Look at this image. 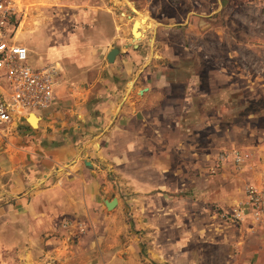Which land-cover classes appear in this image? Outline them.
Here are the masks:
<instances>
[{"label": "crops", "instance_id": "obj_1", "mask_svg": "<svg viewBox=\"0 0 264 264\" xmlns=\"http://www.w3.org/2000/svg\"><path fill=\"white\" fill-rule=\"evenodd\" d=\"M109 16L111 26L125 25ZM98 21L91 17L88 24L94 28ZM152 25L142 30L139 43L122 26V32L100 38L96 33L80 35L77 42L68 41L51 53L60 67L53 104L33 113L36 127L29 121L32 112H23L0 130V253H21L22 264H46L48 257L71 261L80 249L64 242L62 225L66 219L77 223L88 218L94 238L84 251L91 249L94 264H178L176 245L159 241L153 223L138 237L124 222L127 204L134 218L153 216V199L132 192L134 186L145 192L152 185L138 170H155L160 175L157 185L166 190L174 183L167 163L176 149H191L186 139L209 131L211 147L199 149H245L246 127L227 124L221 112L226 101L217 100L209 108L213 102L207 89L200 87V98L193 97L197 74L192 60L172 61L173 46L161 42L159 33L148 40ZM113 49L118 53L111 63ZM179 87V95L173 96V88ZM0 99H7L1 88ZM242 102L236 103L240 109L234 117L245 110ZM262 117L255 115V120ZM252 154L264 160V128L252 129ZM137 161L143 167H133ZM259 171L252 167V183L262 185ZM118 183L121 191L131 189L126 197L116 198L112 212L108 194ZM161 213L173 217V212ZM142 244L148 256L143 261ZM182 264L198 260L185 255ZM252 264H264V226L252 228Z\"/></svg>", "mask_w": 264, "mask_h": 264}, {"label": "rangeland", "instance_id": "obj_2", "mask_svg": "<svg viewBox=\"0 0 264 264\" xmlns=\"http://www.w3.org/2000/svg\"><path fill=\"white\" fill-rule=\"evenodd\" d=\"M8 2L15 13V39L33 51H30L26 65L34 70L49 64L57 65L50 58L51 53L68 41L77 42L80 35L96 33L93 36L100 38V35L114 34V30L122 32L124 26L126 36L129 34L132 37L134 21L142 22V34V30L153 24L148 31V40L159 33L161 42H169L173 46L172 61H176L175 58H185L188 59L187 62L192 60L193 72L197 74V92H193L197 94L193 97L200 98L202 87L203 90L207 89L205 92L213 102L209 108H215L217 100L226 101L227 105L221 112L230 122L227 124L230 127L233 124L246 127L242 134L245 149H199L200 146L211 147L210 139L206 138L209 131L197 137L192 133L196 139L192 137L185 140L192 144L191 149H176L172 158L169 157L167 165L174 181L171 187L166 190L159 188L156 182L160 175L155 170H138L152 185L145 186V192L134 186L132 192L145 194L148 199H153L150 203L153 216L134 218L133 208L127 204L129 210L125 213L124 222L129 233L136 232L138 237L153 223L151 228L155 229V236H159V241L167 243L170 240L176 245L178 264H182L185 255H195L198 264H252V228L264 226V220H257L252 207L247 205L249 188L264 191V181L262 185L252 183L255 182L252 179L253 166L260 169L259 172L264 176L263 158L252 154V129L264 128V117L255 120L253 114L256 109L252 114V97H264V0ZM36 6L39 9L31 12V21L25 23L28 10ZM111 14L125 25L111 26ZM91 17L99 20L94 28L88 24ZM141 38H134V43H139ZM152 39L153 44L155 39ZM1 84L8 88L9 94L14 93L13 86L4 81ZM180 91V87L173 88L172 95H177ZM239 100L245 103V110L234 117L236 110L240 109L236 104ZM260 113L264 114V110ZM157 151L163 153V149ZM142 153L146 156L148 152L142 150ZM133 165L143 167L140 161ZM118 186L120 187L113 188L114 191L108 194V198L128 195L130 186L128 192L121 191L119 183ZM114 211L115 209L112 212ZM161 211L173 212V217H163ZM77 220L76 223V220L66 219L62 225V236L65 243L74 244L77 251L80 249V255L73 257L71 261L69 258L62 262L48 257L46 264H63L66 261L69 264H94L91 249L90 252L84 251L94 238L88 232L89 219ZM143 245L139 259L142 261L148 257ZM3 252L0 253V264L23 263L21 253L12 250ZM89 253H92L91 258ZM62 254L60 252L59 255Z\"/></svg>", "mask_w": 264, "mask_h": 264}, {"label": "built area", "instance_id": "obj_3", "mask_svg": "<svg viewBox=\"0 0 264 264\" xmlns=\"http://www.w3.org/2000/svg\"><path fill=\"white\" fill-rule=\"evenodd\" d=\"M15 13L8 0H0V88L7 99H0V130L11 125L23 112L49 109L54 102L59 66L49 64L38 70L26 65L30 50L15 40ZM15 88L9 94L2 83ZM248 203L257 220H264V191L247 190Z\"/></svg>", "mask_w": 264, "mask_h": 264}, {"label": "bare ground", "instance_id": "obj_4", "mask_svg": "<svg viewBox=\"0 0 264 264\" xmlns=\"http://www.w3.org/2000/svg\"><path fill=\"white\" fill-rule=\"evenodd\" d=\"M38 9H39L38 6L30 8L28 10L27 15L24 18V22L25 23L30 22L31 21L30 20V16H31L30 14H32L31 12L36 11ZM142 27H143L142 22H140V21H134L133 26H132V35H133V38H135V39L141 38L142 34H141V31H140V28H142ZM36 120H38V119H35V118L33 119V122H34L35 126H36Z\"/></svg>", "mask_w": 264, "mask_h": 264}, {"label": "water", "instance_id": "obj_5", "mask_svg": "<svg viewBox=\"0 0 264 264\" xmlns=\"http://www.w3.org/2000/svg\"><path fill=\"white\" fill-rule=\"evenodd\" d=\"M117 53H118V49H113L111 52H110V54H109V56H108V60H109V62H114V58H115V56L117 55ZM37 119V117H36V115L35 114H30V116H29V121H30V124L32 125V126H34V127H36L35 126V124H34V122H33V119ZM117 203H118V201H117V199L116 198H113V200L111 201V202H108L107 203V206H108V208L111 210V209H114L116 206H117Z\"/></svg>", "mask_w": 264, "mask_h": 264}, {"label": "trees", "instance_id": "obj_6", "mask_svg": "<svg viewBox=\"0 0 264 264\" xmlns=\"http://www.w3.org/2000/svg\"><path fill=\"white\" fill-rule=\"evenodd\" d=\"M252 98V110L254 109V111H252V114L255 113L256 109V113L253 115H260V112L264 110V101H261L262 99H264V97L258 98L257 96H254Z\"/></svg>", "mask_w": 264, "mask_h": 264}]
</instances>
